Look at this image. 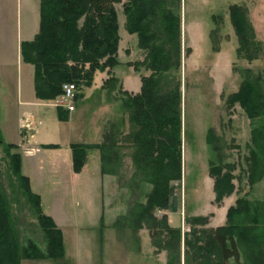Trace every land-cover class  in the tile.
Instances as JSON below:
<instances>
[{"label": "rangeland", "instance_id": "obj_1", "mask_svg": "<svg viewBox=\"0 0 264 264\" xmlns=\"http://www.w3.org/2000/svg\"><path fill=\"white\" fill-rule=\"evenodd\" d=\"M122 1L116 5L121 43L119 63L110 69L97 70L91 87L78 86V97L75 95L76 98L68 102L78 106L74 119L63 122L57 114V108L64 103L63 95L52 101L36 97L39 104L22 103L32 101L27 94L29 87L34 88V80L27 78V72L29 68L35 76L36 68L30 62L26 65L22 45L18 58L16 43L21 32H24L25 43L32 41L39 31V9H36L39 0H0V71L5 73L8 81L5 84L12 89L10 92L0 90V94L5 93V98L0 96V185L9 200L23 246L33 240L46 252L48 243L35 209L13 173L7 143H18L21 135H35L40 142L66 145L94 141L99 147L106 135L116 133L119 140L118 147L113 148L109 156L98 149L102 153V184L93 159L88 174L79 180L73 178L74 170L63 157L65 152H72L73 163V151L69 146L68 150L58 148L61 164L55 171L51 161L56 150L42 147L39 154L27 155V142L30 143L29 139H24L26 146L20 145V149L11 151L22 154V172L32 178V189L42 198V210L57 209L66 248L65 258L25 260L22 264H109L110 261L120 264L114 255L109 256L112 252L115 254L114 250L98 253L97 245L101 248L99 230L76 235L69 218V212L74 211L80 222L94 224L102 209L129 213V218L117 219L115 225L116 230L127 231L125 238L131 254L139 244L140 231L145 227L150 231V224L157 226L154 231L158 236L152 238L156 254L164 251L167 264H258V254L264 256V115L251 118L247 114L246 108L253 100V105L258 100L253 99L257 93L243 100L236 95L248 75L261 84L260 94H264V0H167L161 11L164 15L170 10L171 20L179 23V33H161L159 18L150 20L140 16L142 37L126 28L125 9L133 0ZM233 7H239L246 14L248 24L254 29L255 40L252 39L249 50L258 54L257 60H248L238 54L240 42L232 21ZM80 22L82 24L83 19ZM247 33L251 37V33ZM160 50H165L164 56L169 53L167 57L171 59L170 70L161 75L162 86L171 93L169 98L177 114L171 128L177 131V116L181 128L182 143L177 147L173 163L177 169L181 160L182 175L171 182L170 174L162 177L155 174L153 178L152 168H144L138 158L134 135L142 127L132 121L137 108L129 99L141 93L145 79L158 80L151 64ZM130 77L136 86L127 90L125 83ZM105 83L109 90L103 88ZM84 92L89 96L86 102ZM87 103L95 107L100 104L95 117L90 107V111L86 108ZM244 103L247 106H243ZM27 113L32 116L25 118L26 123L20 127V119ZM86 125L88 138L83 133ZM97 125L100 126L99 136ZM255 129H259V133L253 138ZM42 157L45 164L40 171L38 165ZM214 165H223L224 174L228 172L232 176V191L220 201L217 200L215 178L210 174ZM49 172L56 173L51 182L48 181ZM156 190L164 200L168 195V207L158 201L151 206ZM84 211L90 214H82ZM110 214L107 213L105 224L112 221ZM229 214L236 227L230 236L237 245L240 260L232 257L224 262L216 250L212 255L199 252L198 236L226 225ZM199 217L207 222H199ZM176 229L180 232H174ZM115 236L118 238L117 233ZM83 246L88 251H81ZM91 248L94 259L89 257Z\"/></svg>", "mask_w": 264, "mask_h": 264}, {"label": "trees", "instance_id": "obj_2", "mask_svg": "<svg viewBox=\"0 0 264 264\" xmlns=\"http://www.w3.org/2000/svg\"><path fill=\"white\" fill-rule=\"evenodd\" d=\"M122 2V0H40L39 33L32 41L21 44L23 60L26 63H32L36 68L34 84L38 99L55 100L58 96L64 95L65 84H75L78 90V86L81 85L91 87L97 70L110 69L119 63L120 36L116 5ZM167 3V0H133L130 7L125 9L128 16L126 28L130 33H138L142 37L140 16L150 20L159 18L161 33L170 31L173 35H177L179 23L171 20L173 16L169 15L170 10L164 14L165 16L161 11L165 7L164 4ZM231 15L240 42L238 54L245 56L248 60H257L258 54L249 50L252 39L255 40V35L253 27L247 22L246 14L239 7H233ZM82 19L83 23L80 24ZM248 31L251 33V37L248 35ZM164 51H157L151 64L153 70L158 74V80L151 82V80L145 79L141 93L129 99L135 103L133 107L137 108L134 111V117L132 116V121L135 120L142 127L140 132L134 135V143L138 146V158L144 168H152L153 178L155 174L158 177L170 174L169 182H171L180 179L182 175L181 160L177 169L173 163V159L178 153L177 147H180L182 142L180 140L179 116H177V131L172 130L177 114L169 98L171 93L162 86L164 84L162 72H168L171 68V59L168 58L170 55L167 52L168 57L166 54L164 56ZM247 77L249 78L244 81L240 93L236 96L239 95V98L243 100L244 98L249 99V94L252 97L253 92L257 93V96L253 98L258 99L255 105H253V100L251 106L246 108L247 114L251 118H255L264 115V94H260L261 84L253 80L250 75ZM103 88L108 89V84L105 83ZM170 90L173 92L172 89ZM243 106H247V103H244ZM57 112L60 121H68L66 110L62 106L57 108ZM258 133L259 129H255L253 138ZM118 145L119 140L116 133L106 135L103 145L100 147L98 145L72 144L70 147L73 151L74 172L77 174L82 172L86 163L87 150L101 149L104 156H109L110 151L113 148L116 149ZM43 147L58 149L60 146L49 144ZM6 148L13 173L18 178L27 200L34 207L39 225L46 232L48 247L45 252L33 240H30L26 246L22 245L9 200L0 185V264H22L25 260L63 258L65 256L63 232L54 219L44 213L41 197L32 190L30 179L23 174L22 154L11 153L12 150L16 151L20 147L7 143ZM210 174L215 178L217 200L220 201L223 195L232 191V176L228 172L224 174L223 165L212 166ZM168 185L167 183V187ZM157 193L161 194L157 190L154 195L152 194L151 206L158 201L168 207V195L164 200L162 195ZM228 219L226 225L215 230H208L198 236L200 239L198 242L201 243V246L198 247L199 252L212 255V251L216 250L221 253L224 262L232 257L237 261L240 260L237 245L230 236L231 231L236 229L232 224L231 214L228 215ZM197 220L204 224L207 222V219L201 217ZM148 228L152 238L155 239L158 236L154 231H157V226L149 224ZM174 232L177 233L180 230L176 229ZM154 245H156L155 241ZM258 257V264H264V256L258 254Z\"/></svg>", "mask_w": 264, "mask_h": 264}, {"label": "crops", "instance_id": "obj_3", "mask_svg": "<svg viewBox=\"0 0 264 264\" xmlns=\"http://www.w3.org/2000/svg\"><path fill=\"white\" fill-rule=\"evenodd\" d=\"M36 9H37V11L39 9V19H40V0H39V4L36 6ZM2 15H3V13L1 14V16ZM38 32H37V34H38ZM23 41H24V32L23 33L21 32V34H19V37L17 38V43H16L17 48H18L17 55H18L19 59H20V54H21L20 53V46H21ZM120 46H121V43H120ZM26 65L28 66V63H26ZM27 78L30 79L31 81L34 80V71L30 70L29 68H28V72H27ZM0 82L2 83V86H0V90H2L3 92H5V91L10 92L12 90L11 88H9V85L5 84V82H8V81L6 80L5 73L3 71H0ZM102 85H103V83H102ZM133 86H136L134 79L132 77L127 78L126 83H125L126 89L130 90L129 88H132ZM28 92L29 93L27 94V97L32 98V101H22V103H24V104H32V103L33 104H39L40 102H38V99L36 98L35 84H34V88L29 87ZM0 96H1V98H5V93L0 94ZM87 98H89V96L87 95V93H85V96L83 99L84 102H86ZM89 107L91 109L92 116L95 117L97 114L96 111L98 110V108H100V104L98 103L97 106L95 107L94 104L92 105L91 103L90 104L87 103L86 108L90 111ZM77 108H78V106H76L75 111H77ZM74 112L68 113L67 109H66V115L68 116L69 122L73 121ZM57 114H58V112H57ZM30 116H32V115H30ZM30 116L27 113L24 116V118L20 119V124H21L20 127H22L26 123L27 120H25V118L28 117L30 119ZM58 119H59V117H58ZM87 121H88V119H87ZM99 128H100V126L97 125V128H96L97 136L100 135ZM87 130H88V125L83 127V133L85 136L88 133ZM21 134H22V132H21ZM21 137H22V140L29 139L30 144L28 145V142H27V147H28L27 149L29 150V147H31L32 149H30L31 151L27 150L25 152L27 155H34L36 153L39 154L42 151L41 148L44 145L56 144V143H52V142H46L45 143V142L37 141L35 135H31L29 137H23L21 135ZM89 138H90V136H89ZM22 140H20L18 143H10V144H16L20 147V145L21 146L25 145ZM93 142L94 141L83 142V143H71V145L72 144H86V145L98 144V143H93ZM56 145H59L61 147V149H59V150H62V148H66L68 150L69 149L68 146L69 147L71 146V145H66L63 143H59ZM53 150H56L55 151L56 156L53 157V160L51 162H52V166H53L52 170L55 171L56 169L59 168L58 165L61 164L60 163L61 156L58 154V152H59L58 149H53ZM97 150L98 149H89L88 150L85 167H84L82 173H80V174L74 173V171H73L72 176L74 179H76V180L82 179L84 175L89 173L90 160L93 159L94 163L97 164V175L100 177L101 184H102L101 153L99 150L98 151ZM63 157L65 158V160L69 164V168L72 166V169H73L72 152H70V151L65 152V155ZM42 159H43V157L39 159L38 169L40 171L43 170L42 165L45 164V163H43ZM22 170H23V159H22ZM55 174L56 173H54V172H49L48 181L51 182L53 179H55L56 178ZM28 178L30 179V182L32 185V178L31 177H28ZM53 182H56V180H54ZM41 200H42V198H41ZM70 212H69V218L71 219L72 226L76 229V235L81 234L83 231L89 232V231L99 230V234L101 236V248H100L99 244L97 245L96 248L98 249V253H100V255H101L102 250H104V252H106V250H108V251L114 250L115 254H113V252H112L109 254V256L113 257V255H114V257L116 258L117 261L120 262V264H121V262H123V264H152V263L156 264L157 262H160L161 264H167V254L164 251L160 252L159 254H156L157 251H156V247L154 246V244L152 242L151 233L148 229H146V227L140 231V233L138 235L139 244L136 245V251H132V254H131V251H129V249H128L130 246L129 241L126 240V238H125L127 231H121L120 229L116 230L117 228L115 225V222H116L115 220L120 219V218H129L128 212L122 211V212H118V213L117 212L111 213V212H106L105 210L102 209V211H100L97 214V221L94 224H84L83 222L79 221L78 213H75L74 211H70ZM44 213L46 215L50 216L51 218H53L55 223L57 224V226L62 230V225L58 222L57 209H55L54 207H49V211H46ZM107 213H109V214L111 213L110 214L111 216H109V218L112 221L106 222V224H105V219L107 217ZM82 214L88 216L90 213L84 211ZM179 227L180 226H177V228H179ZM122 229H125V228H122ZM118 231H120V232L118 233ZM62 232H63V230H62ZM116 233L118 235V238H116V236H115ZM63 234H64V232H63ZM88 245L91 246V244H88ZM81 251H88V250H86L85 246H83V249ZM105 255H106V253H105ZM130 255H131V258H129ZM65 257H66V248H65V256L63 258H65ZM89 257H91L92 259L95 258L93 248H91L89 251ZM109 264H111V261Z\"/></svg>", "mask_w": 264, "mask_h": 264}, {"label": "built area", "instance_id": "obj_4", "mask_svg": "<svg viewBox=\"0 0 264 264\" xmlns=\"http://www.w3.org/2000/svg\"><path fill=\"white\" fill-rule=\"evenodd\" d=\"M77 91V86L75 84H65L64 85V103L61 105L63 108L67 109L70 113L74 112L76 110L75 103L69 101L73 100L75 98Z\"/></svg>", "mask_w": 264, "mask_h": 264}]
</instances>
